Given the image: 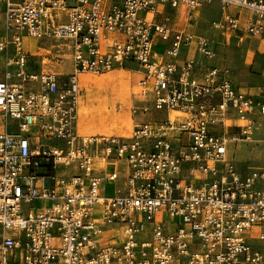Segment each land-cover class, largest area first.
Wrapping results in <instances>:
<instances>
[{
  "label": "built area",
  "instance_id": "built-area-1",
  "mask_svg": "<svg viewBox=\"0 0 264 264\" xmlns=\"http://www.w3.org/2000/svg\"><path fill=\"white\" fill-rule=\"evenodd\" d=\"M212 3L209 29L264 33V0H0V264H264V168L231 154L260 141L264 91L173 20ZM29 40L65 47V79L29 69ZM114 70L136 77L130 114L146 118L81 133L79 75Z\"/></svg>",
  "mask_w": 264,
  "mask_h": 264
},
{
  "label": "rangeland",
  "instance_id": "rangeland-1",
  "mask_svg": "<svg viewBox=\"0 0 264 264\" xmlns=\"http://www.w3.org/2000/svg\"><path fill=\"white\" fill-rule=\"evenodd\" d=\"M208 8L211 16H213L209 20H218L220 17L219 5L212 3ZM209 30L225 34L220 30ZM57 44L49 40L27 41L26 50L29 53V69L34 72L56 73L65 79L71 72V59L65 47L61 45L56 47ZM235 52L232 56L227 57L228 63L231 61L232 68L240 70L243 67L242 63L246 62V57ZM248 71L255 82L258 81V77L264 76V73L262 75L260 71L254 70L251 65ZM91 76L99 78L101 82L98 85L90 84L88 87L80 82L82 93L79 101L78 127L81 133L88 135L119 133L129 130L133 123L146 118L142 115L134 117L130 114V107L135 99L133 95L136 90V77L132 73L124 70H114L103 76ZM262 79L259 80L262 81ZM250 89L253 88L250 87ZM256 137L260 141L255 144L240 142L232 145L231 154L239 169L243 172L264 168V119L257 122ZM117 184L119 187L122 186L121 182ZM111 234L112 232L109 230L105 233V235Z\"/></svg>",
  "mask_w": 264,
  "mask_h": 264
},
{
  "label": "crops",
  "instance_id": "crops-1",
  "mask_svg": "<svg viewBox=\"0 0 264 264\" xmlns=\"http://www.w3.org/2000/svg\"><path fill=\"white\" fill-rule=\"evenodd\" d=\"M159 10L168 13L173 12L171 9L163 5L159 7ZM182 16V11L173 15L174 25L177 28H184L195 35L205 36L212 42L213 47L217 52V56L212 62H210L209 65L227 67L229 69V79L236 86L251 96L258 95L264 91V76L258 77L259 79L263 78L262 81L257 78L258 81H260V83H258V81L255 82L248 71L251 65L254 70L256 69V71H260L262 75L264 73V33L257 37H250L241 31L231 33L228 32L224 35L223 33L210 31L208 28L210 22L209 19H212L213 16H211L208 6L195 12V15L191 18H185ZM166 46L167 43L162 42L159 39L156 40L154 46L155 61L168 60V58L164 55V49ZM234 52L245 55L246 57V62L244 61L242 63L243 67L240 70H234L232 65H230L231 61L228 63L227 57L232 56ZM190 56H193L196 59L200 58L196 52L189 51L187 48L182 47L178 56V61L180 62ZM250 87L253 89H250Z\"/></svg>",
  "mask_w": 264,
  "mask_h": 264
},
{
  "label": "bare ground",
  "instance_id": "bare-ground-1",
  "mask_svg": "<svg viewBox=\"0 0 264 264\" xmlns=\"http://www.w3.org/2000/svg\"><path fill=\"white\" fill-rule=\"evenodd\" d=\"M79 79H80V81H81V83L82 84H84L85 86H90V84H97L98 85V83L99 82H101L100 81V79L98 78H96V77H93V76H89V75H87V74H80L79 75ZM102 119V118H101ZM128 120V119H127ZM109 121V120H108ZM107 123V122H106ZM102 126V125H101ZM106 126V125H105ZM99 129V128H98Z\"/></svg>",
  "mask_w": 264,
  "mask_h": 264
}]
</instances>
